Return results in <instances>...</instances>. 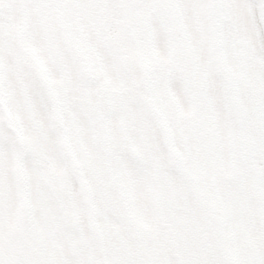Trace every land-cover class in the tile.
<instances>
[{
  "label": "snow or ice",
  "instance_id": "1",
  "mask_svg": "<svg viewBox=\"0 0 264 264\" xmlns=\"http://www.w3.org/2000/svg\"><path fill=\"white\" fill-rule=\"evenodd\" d=\"M0 264H264V0H0Z\"/></svg>",
  "mask_w": 264,
  "mask_h": 264
}]
</instances>
